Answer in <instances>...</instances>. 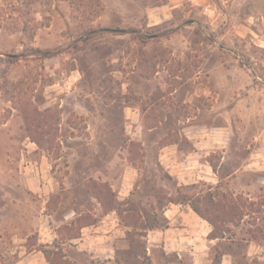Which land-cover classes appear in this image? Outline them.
I'll return each instance as SVG.
<instances>
[{"label": "rangeland", "instance_id": "374dc122", "mask_svg": "<svg viewBox=\"0 0 264 264\" xmlns=\"http://www.w3.org/2000/svg\"><path fill=\"white\" fill-rule=\"evenodd\" d=\"M0 26V264H264V0H0ZM174 144L192 183L159 161ZM185 194L253 205L180 256L153 236Z\"/></svg>", "mask_w": 264, "mask_h": 264}, {"label": "trees", "instance_id": "16d2710c", "mask_svg": "<svg viewBox=\"0 0 264 264\" xmlns=\"http://www.w3.org/2000/svg\"><path fill=\"white\" fill-rule=\"evenodd\" d=\"M1 29V26H0ZM14 59L11 60L9 58V62L12 63ZM23 112V111H22ZM23 116L25 118L26 124L29 128L33 126L32 119L30 115L27 112H23ZM36 143L39 145L42 144L41 139L39 138H33ZM213 167V166H212ZM214 170L216 167H213ZM99 187V188H98ZM93 189H100L98 192H95L91 190V193L93 197H95L102 205L104 214H108L110 212H116L120 218V220L126 224L128 227H134L137 228L139 226V221L142 219L141 216H139L136 213H131L125 211L123 208H121L122 203L116 200V196H114L113 191L111 187L107 184L98 185L95 183L92 187ZM200 197V196H199ZM201 198H189L186 194L181 195L178 198H171L169 199V203H173L176 205H189L191 206L192 210L203 220L207 221L209 225L212 227V230L208 236L210 240H217V239H223L225 238L226 234V224L227 223H233L236 221L237 218H243L245 214L241 211L243 205L248 208L253 205L252 202H249L248 200L243 201L240 198L233 200V197L229 199H225L222 204H218L214 202V199L212 197H209V199H204L205 205H208L209 208L208 211H214L216 210L218 214L213 216V214H205L201 210ZM242 201V202H241ZM207 203V204H206ZM161 204V201H160ZM97 222L96 218L92 216L91 214L82 215L77 219L76 224L64 226L61 227L58 231V234L60 236H64L65 240L72 241L75 239L81 238V232L82 229L91 225H94ZM63 240V239H62ZM53 255L54 257H52ZM56 253L48 251L46 252V257L49 259V261L53 264L56 260L55 257Z\"/></svg>", "mask_w": 264, "mask_h": 264}, {"label": "crops", "instance_id": "0c3cea01", "mask_svg": "<svg viewBox=\"0 0 264 264\" xmlns=\"http://www.w3.org/2000/svg\"><path fill=\"white\" fill-rule=\"evenodd\" d=\"M196 155V151L194 153H183L174 144L161 149L159 161L172 177L179 180V183L186 184L192 183L191 180L200 178V174L203 172L201 168H197L196 160L194 161V167H191V158L196 159ZM201 164L199 161V167L202 166ZM163 214L168 221V227L155 231L153 238L161 239L166 250L177 251L180 256L184 251H190L197 255L203 248L200 243L207 242L208 245H215L218 241V239L210 240L208 238L211 232L209 223H206L205 220L194 213L189 205L172 204L171 207L164 208Z\"/></svg>", "mask_w": 264, "mask_h": 264}]
</instances>
